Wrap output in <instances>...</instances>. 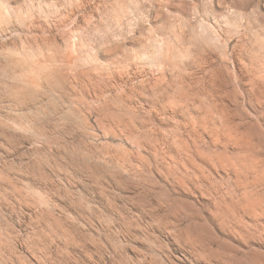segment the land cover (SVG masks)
Returning <instances> with one entry per match:
<instances>
[{"label": "clouds", "instance_id": "9594fccd", "mask_svg": "<svg viewBox=\"0 0 264 264\" xmlns=\"http://www.w3.org/2000/svg\"><path fill=\"white\" fill-rule=\"evenodd\" d=\"M0 264H264V0H0Z\"/></svg>", "mask_w": 264, "mask_h": 264}]
</instances>
